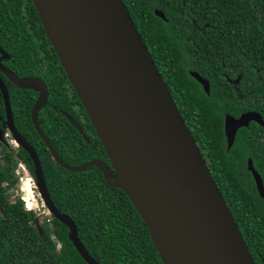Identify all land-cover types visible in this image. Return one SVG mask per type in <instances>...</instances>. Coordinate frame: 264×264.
<instances>
[{
	"label": "trees",
	"instance_id": "obj_1",
	"mask_svg": "<svg viewBox=\"0 0 264 264\" xmlns=\"http://www.w3.org/2000/svg\"><path fill=\"white\" fill-rule=\"evenodd\" d=\"M122 2L254 263L264 264V204L245 170L250 159L264 185V142L253 139L264 134V127L251 123L242 128L230 150L223 133L225 115L238 117L254 111L264 120V0ZM154 10L162 11L165 20L157 18ZM190 72L209 82V95ZM236 77L239 83L234 87L241 96L231 101L234 84L230 81ZM57 92L53 85L50 104L60 108L55 103ZM49 122L50 141L68 165L77 166L94 157L106 159L98 141V153L92 155L79 134L52 109ZM40 147L36 151L49 197L60 213L73 218L79 241L98 264H162L145 224L121 190L109 187L95 167L78 174L63 170L49 159L42 144ZM20 161L32 171L23 151L16 157L0 151V264H13L18 255L31 256V264H85L58 220L43 221L38 231L35 213L25 209L21 198L9 202ZM57 246L62 250L56 255Z\"/></svg>",
	"mask_w": 264,
	"mask_h": 264
},
{
	"label": "water",
	"instance_id": "obj_2",
	"mask_svg": "<svg viewBox=\"0 0 264 264\" xmlns=\"http://www.w3.org/2000/svg\"><path fill=\"white\" fill-rule=\"evenodd\" d=\"M31 1L109 166L98 159L77 167L64 164L36 121L47 97L44 85L12 76L10 81L22 89L38 91L42 85L44 97L33 106L32 121L51 160L70 173L95 167L109 187L121 190L145 224L162 264H255L122 0ZM154 15L165 20L160 10ZM191 76L208 95L209 82L197 73ZM250 122L264 126L257 112L225 115L227 150L238 129ZM15 140L32 162L48 213L68 228V239L83 261L98 264L78 240L73 221L54 207L34 149L18 135ZM247 170L264 202L263 183L250 160Z\"/></svg>",
	"mask_w": 264,
	"mask_h": 264
},
{
	"label": "flooded vegetation",
	"instance_id": "obj_3",
	"mask_svg": "<svg viewBox=\"0 0 264 264\" xmlns=\"http://www.w3.org/2000/svg\"><path fill=\"white\" fill-rule=\"evenodd\" d=\"M191 73H197V72H190V76ZM12 76H15L19 79H34L41 82L44 85L47 91V97L45 99V105H42L41 109L37 113L36 121L38 123L40 131L48 139L51 145L52 143L50 141L48 132H49V123H50L49 122L50 111L52 109L57 114H60V116L71 126V128L79 134L83 142H85L88 148L91 149V154L97 155L98 153L97 141L99 142V140L84 111V108L82 107L75 91L70 85L60 65V62L58 61V58L54 53V50L46 36L44 28L40 22L38 14L31 0H0V82H1L0 151H6L10 153L12 152L15 157L18 156V154H20V151L26 153L15 140V136L18 135L19 137L24 139L30 145V147H32V149H34L36 154H37L36 147L38 146V149H41L40 145L42 144L49 152V159L51 160L50 151L46 147L45 143L41 139L38 132L35 130L32 121L33 106L38 101L40 96L44 97L42 92L43 90L42 85L37 86L38 91H35L33 89H22L14 85L10 81V77ZM230 83L234 84L232 85V92L234 96L232 98H229L231 101H233L235 99L240 98L241 96L238 91V88L234 87L237 86L239 83L238 77H236V79H234L233 81H230ZM53 85L56 86L58 90V92L56 93L58 97L55 103L57 104V106H60V108H57L56 106H51L50 104V96H51L50 88ZM3 86L5 88V92ZM209 91H210V85H209ZM6 99H8L9 106H7L6 104ZM61 99H65L63 103ZM250 112H254V111H250ZM261 118L263 120L262 116ZM10 123H12V125H10ZM74 123L77 124L81 132H79V130L75 127ZM251 123L260 126L255 122H250V124ZM89 127L92 128V131ZM241 129L242 128L238 129L236 136L238 135ZM253 139L255 140L258 139L259 142H264V134H259V135L257 134L256 136L253 137ZM57 154L60 157V159L63 161V163L69 167H77L82 165L80 164L77 166L74 165L70 166L64 162V160L59 155V152H57ZM26 159L31 164L32 171H30V168L27 166V164L22 161L19 162L17 169L19 167L23 171L25 170L31 177H33L35 181L33 174L34 168L27 153H26ZM96 159L98 158L94 157L89 161H93ZM249 160L250 159H247L245 164V170L247 172H249L247 170V164ZM51 161L55 162L53 159ZM100 161H102L107 166H109V162L107 158L105 160L101 159ZM251 164L253 167L252 161ZM17 169L16 172H18ZM253 169L256 171L254 167ZM14 201H11L9 197L10 203H14ZM61 214L68 216L74 223L73 218H71L68 214L65 213H61ZM49 216H50V220L46 222L50 224L51 222H53L54 217L51 214ZM64 227L66 228V235L68 237L69 234L68 228L66 226ZM77 237H78V233H77ZM61 250L62 247L57 246L54 249V252L57 255L59 252H61ZM66 250L71 253V249L67 248ZM74 250L76 251L75 248ZM76 253L78 254L77 251ZM78 256L81 258L79 254ZM63 258L71 259L72 256L63 257ZM23 259L28 261L27 264H31L33 258L28 255L27 256L18 255L16 256V260L19 262L15 261L13 264H24L25 262L21 261Z\"/></svg>",
	"mask_w": 264,
	"mask_h": 264
},
{
	"label": "rangeland",
	"instance_id": "obj_4",
	"mask_svg": "<svg viewBox=\"0 0 264 264\" xmlns=\"http://www.w3.org/2000/svg\"><path fill=\"white\" fill-rule=\"evenodd\" d=\"M17 170L16 176L18 181L9 190L10 200L14 201L17 197L21 198L24 202L25 209L32 210L35 213L34 226L40 231L42 222L50 220V214L39 196L33 177L19 167Z\"/></svg>",
	"mask_w": 264,
	"mask_h": 264
}]
</instances>
